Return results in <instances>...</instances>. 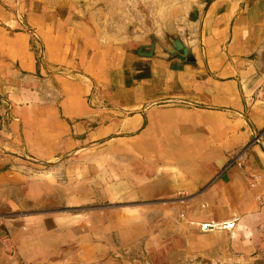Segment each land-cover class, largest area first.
I'll list each match as a JSON object with an SVG mask.
<instances>
[{
    "label": "crops",
    "instance_id": "crops-1",
    "mask_svg": "<svg viewBox=\"0 0 264 264\" xmlns=\"http://www.w3.org/2000/svg\"><path fill=\"white\" fill-rule=\"evenodd\" d=\"M83 1L0 0V264H119L114 220L78 219L76 166L60 182L36 163L75 144L70 126L82 136L98 122L110 123L87 142L124 131L154 160L160 176L144 183L140 169L139 195L165 200L157 224L196 225L242 255L264 247V0H171L159 33L139 14L133 36L110 33L114 0ZM177 37L189 60L167 52ZM244 147L246 163L226 167ZM121 222V243L147 230Z\"/></svg>",
    "mask_w": 264,
    "mask_h": 264
},
{
    "label": "rangeland",
    "instance_id": "rangeland-1",
    "mask_svg": "<svg viewBox=\"0 0 264 264\" xmlns=\"http://www.w3.org/2000/svg\"><path fill=\"white\" fill-rule=\"evenodd\" d=\"M162 1L163 5L160 4V0H114L113 7L116 11L115 16L112 15L109 20L112 24L110 33L115 32L118 36L127 33L133 36L139 33L138 29L133 30L135 25L139 24L137 21L139 14L141 25L145 23V20L149 27H154L152 35L159 33L161 31L160 14L170 9L168 4L171 0ZM188 2L196 7L202 3V0H173L172 4ZM193 13L194 9L184 16L186 19L190 17L191 20ZM143 15L146 16L145 19L142 18ZM186 39H189L188 35ZM151 41L149 37L148 43ZM184 46L187 47L185 44ZM36 86L43 97L45 87L43 80H39ZM110 115L126 118L124 115ZM108 123L110 122L86 125L85 134L82 136L77 135L74 128L70 126L67 129V135L69 138L72 137L75 144L68 145L66 151L60 152L56 158L38 159L39 162L36 163L39 165L38 169L41 168L50 174L55 172L60 182L66 179V167L76 166L78 170V219L83 222L82 220L96 213L100 218L114 220L113 235L118 247L113 258L119 264H264V247L257 249L253 254L242 255L227 250L226 238L216 239V244L210 247L212 238L199 237L198 235L203 230L196 225L180 226L177 229L174 224L163 223L162 226L157 224L155 210L165 200H145L139 195L140 169L143 172L144 183L154 181L157 176H160L155 174L154 160L152 164L149 160L145 163V160H140L137 154L132 153L133 148L137 147V142H132L124 131L112 132L108 137L93 142L85 140L87 133L93 131V127L105 128L104 126ZM124 181L131 182L130 193H125ZM91 188L94 189V195L90 194ZM106 188L113 194L112 199H101V192ZM123 216L130 217L132 223L140 221L146 224L147 230L139 234L141 236L138 240L132 238L127 243H121L119 232L122 227L119 223L122 224ZM182 219L180 216V223ZM137 223L134 224L138 226ZM219 247L222 250H219Z\"/></svg>",
    "mask_w": 264,
    "mask_h": 264
},
{
    "label": "water",
    "instance_id": "water-1",
    "mask_svg": "<svg viewBox=\"0 0 264 264\" xmlns=\"http://www.w3.org/2000/svg\"><path fill=\"white\" fill-rule=\"evenodd\" d=\"M77 3H83V0H75ZM206 0H202V2H205ZM197 17V10L194 9L193 13V19H196ZM154 49V42L150 45L148 51L140 52L142 56H152ZM167 52L169 54H176V56L182 60H189L191 58V54L189 52V49L184 46V44L180 41L179 38L170 39V46L167 48ZM13 208V207H12ZM209 228H212V226H208ZM0 236H6V231L0 230ZM8 254L12 255L13 252H8Z\"/></svg>",
    "mask_w": 264,
    "mask_h": 264
},
{
    "label": "built area",
    "instance_id": "built-area-1",
    "mask_svg": "<svg viewBox=\"0 0 264 264\" xmlns=\"http://www.w3.org/2000/svg\"><path fill=\"white\" fill-rule=\"evenodd\" d=\"M247 147H244L238 151L233 152L229 155L228 162L226 167L232 166V165H244L246 163V152ZM261 203L264 204V196L261 198ZM2 228V223L0 222V230Z\"/></svg>",
    "mask_w": 264,
    "mask_h": 264
},
{
    "label": "bare ground",
    "instance_id": "bare-ground-1",
    "mask_svg": "<svg viewBox=\"0 0 264 264\" xmlns=\"http://www.w3.org/2000/svg\"><path fill=\"white\" fill-rule=\"evenodd\" d=\"M224 225L226 226L227 224H224ZM224 225H223V226H224ZM213 226H214V225H213ZM221 227H222V226H221Z\"/></svg>",
    "mask_w": 264,
    "mask_h": 264
}]
</instances>
